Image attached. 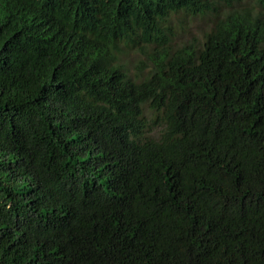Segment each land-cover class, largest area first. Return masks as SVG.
<instances>
[{
	"label": "trees",
	"instance_id": "obj_1",
	"mask_svg": "<svg viewBox=\"0 0 264 264\" xmlns=\"http://www.w3.org/2000/svg\"><path fill=\"white\" fill-rule=\"evenodd\" d=\"M218 1L143 76L120 54L153 44L155 14L211 4L77 27L0 0V264H264V0Z\"/></svg>",
	"mask_w": 264,
	"mask_h": 264
},
{
	"label": "clouds",
	"instance_id": "obj_2",
	"mask_svg": "<svg viewBox=\"0 0 264 264\" xmlns=\"http://www.w3.org/2000/svg\"><path fill=\"white\" fill-rule=\"evenodd\" d=\"M218 2L225 3L224 1H218V0H204L205 6L211 4L209 7V11L204 14L201 13L195 14L197 11L196 12L186 11L179 9L178 7H175L176 9L168 14L165 13L155 14V19L152 25V28L154 30L153 44L152 43L150 44L157 46L156 44L158 41L167 40V39H171L172 45L176 44L173 41L172 37L170 36L171 18L176 14L185 13L193 16H198V15L205 16L212 13L215 17V21L218 20L221 17V15L218 12L213 11L212 9L214 4ZM153 3L154 0H74V3L71 6L65 8L64 4L60 3L58 0H37V1L35 0V3L33 4V8H35L37 12L47 17L46 24L50 23L53 16L61 15V16L71 17L73 20H75L74 23L75 26L78 27L81 24V21L83 20L84 16L92 11H97L107 17H110L117 10H121L125 12L129 10L145 11L147 8L151 7ZM260 5L264 10V2H261ZM79 14H82V16L77 19ZM96 38L98 37L95 35L94 32H92L90 40H94ZM128 44L131 47H125V48H134L137 46L145 45L146 43H143L141 36H137L134 41ZM121 55L122 53L120 54V59H121Z\"/></svg>",
	"mask_w": 264,
	"mask_h": 264
},
{
	"label": "rangeland",
	"instance_id": "obj_3",
	"mask_svg": "<svg viewBox=\"0 0 264 264\" xmlns=\"http://www.w3.org/2000/svg\"><path fill=\"white\" fill-rule=\"evenodd\" d=\"M245 5L249 0H245ZM213 11L218 12L221 16L225 15L231 9L222 2L215 3L212 7ZM262 11L261 5L257 2L256 10ZM215 17L212 13L205 16H193L190 14L179 13L171 18L170 32L173 41L180 45L185 42L197 43L203 40V36L210 30ZM157 46L145 44L134 48H125L121 55L122 61L127 65V68L133 72H139L146 76L148 72L144 69L143 61L149 60L155 54Z\"/></svg>",
	"mask_w": 264,
	"mask_h": 264
}]
</instances>
